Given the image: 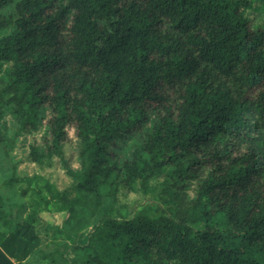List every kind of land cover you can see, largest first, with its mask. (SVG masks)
<instances>
[{"label":"trees","instance_id":"1","mask_svg":"<svg viewBox=\"0 0 264 264\" xmlns=\"http://www.w3.org/2000/svg\"><path fill=\"white\" fill-rule=\"evenodd\" d=\"M9 5L0 147L7 154L4 110L22 131L42 122L48 138L30 158L58 157L75 191L47 187L44 204L65 214L59 234L90 230L71 257L57 245L42 251L35 213L23 218L28 206L4 193L21 180L12 174L0 185V264L34 254L47 264H264V26L247 14L264 16V1L0 0ZM68 126L76 169L63 159ZM134 136L130 158L118 159ZM166 166L170 187L197 180L189 210L113 216L120 185Z\"/></svg>","mask_w":264,"mask_h":264},{"label":"rangeland","instance_id":"2","mask_svg":"<svg viewBox=\"0 0 264 264\" xmlns=\"http://www.w3.org/2000/svg\"><path fill=\"white\" fill-rule=\"evenodd\" d=\"M258 1L262 3L264 0ZM12 12L13 5L0 9V14L6 16ZM247 14L253 25L264 26V16L262 14L252 11H249ZM8 31L9 28L1 31L0 37L7 34ZM6 68L7 64L0 65V78ZM1 129L5 137L4 145H6L7 154L0 147V185L4 180L9 179L12 174L21 179L12 189L4 190V193L11 194L15 192L17 198H20L28 206V209L23 214V218L35 213L36 218L33 223V232L41 240L40 249L42 251H47L54 245H57L60 251H66L70 257L73 256V252L69 250L73 245L85 242L90 228L82 231L75 239L59 234L57 229L61 226L65 214L58 211L59 206L55 201L44 204V199L47 200L50 197L47 193V187L58 191L68 189V197H74L75 191L70 188L72 181L67 176L64 164L58 157L43 158L41 162L34 163L29 155L31 146L42 147L46 143V139L48 138L46 136V127L40 122L36 129L29 128L26 131H22L18 121L8 110H4L1 119ZM137 143V136L131 137L122 143L115 150L117 158L120 160L129 159ZM77 151L78 143L74 128L68 126L67 140L63 145V159L73 169L78 167ZM116 156L114 155V157ZM171 170V166H166L164 171L145 182L137 181L131 187L120 185L116 194L113 216L130 219L135 214L145 210L151 217L177 219L178 216L184 214V211L190 209L191 202L196 197L197 180H187L184 188L181 190L170 187L171 180L168 173ZM207 172L208 169H201L199 175L204 177ZM23 192H25L24 195H22ZM37 192H40V194ZM172 192L179 193L180 201L176 202ZM176 203L179 205H176ZM14 210L16 209L14 208ZM98 215L99 213H96L95 216L91 217L90 223L96 222ZM22 264H47V262L34 254L29 256Z\"/></svg>","mask_w":264,"mask_h":264}]
</instances>
